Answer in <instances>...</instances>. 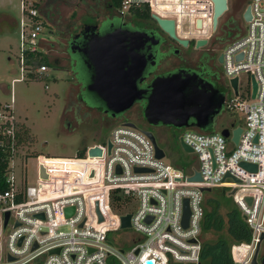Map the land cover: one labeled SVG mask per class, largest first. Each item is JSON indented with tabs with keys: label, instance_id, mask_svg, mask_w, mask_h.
Listing matches in <instances>:
<instances>
[{
	"label": "built area",
	"instance_id": "1",
	"mask_svg": "<svg viewBox=\"0 0 264 264\" xmlns=\"http://www.w3.org/2000/svg\"><path fill=\"white\" fill-rule=\"evenodd\" d=\"M145 1L154 12L158 4L165 7L156 13L173 17L178 32L185 28L195 35H207L214 28L212 0ZM130 2L124 0L122 8ZM247 5L249 20L243 18ZM19 7L14 52L19 76L12 78L11 85L30 74H45L49 67L46 63L34 65L27 57L47 50L40 0H19ZM240 15L246 25L240 24V33L219 53L230 87L222 110L240 114L242 128L237 141L233 140V130L238 126L232 121L231 127L218 131L185 129L180 140L195 154L193 167L157 157L145 130L118 123L108 138L110 151L106 142L93 143L102 147L101 156H89L86 149L83 156H35L36 178L31 183L24 168H20L19 177L15 171L19 120L11 88L10 100L0 101V146L9 153L7 187L0 190V264H148L147 260L152 264H199L205 191L201 187H223L227 193L235 188L231 196L251 233L247 242L233 245L232 259L234 264H261L253 263L252 257L264 232V0H247ZM197 18L201 19L200 27ZM242 73L247 74L244 83ZM233 77H237L236 90ZM223 129L228 133L223 134ZM41 158L57 160L44 162ZM39 162L48 173L45 179L39 177ZM243 162L255 167H246ZM196 171L200 179L190 180ZM112 193L125 199L120 208L113 209ZM185 199L189 208L186 225L182 222ZM135 202L136 208L130 211ZM70 206L73 210L67 214L65 208ZM5 211L9 217L4 226ZM127 212L131 213L130 227L139 236L125 252L114 245L108 232L120 227V216ZM12 215V228L3 236L1 231ZM115 221L117 227L111 226Z\"/></svg>",
	"mask_w": 264,
	"mask_h": 264
},
{
	"label": "rangeland",
	"instance_id": "2",
	"mask_svg": "<svg viewBox=\"0 0 264 264\" xmlns=\"http://www.w3.org/2000/svg\"><path fill=\"white\" fill-rule=\"evenodd\" d=\"M47 0H40V8ZM143 1V0H132ZM231 0H229V5ZM84 3L81 0H61L59 8L62 14L64 25L71 24V22H81L82 16L85 13ZM244 5V4H243ZM242 5V6H243ZM241 6V7H242ZM165 7L158 4L155 9L157 12L164 11ZM231 6L219 16L218 21H223L227 17V23L239 27V19L241 15L237 16L235 13H230ZM240 14V12L238 13ZM3 15L19 18L20 7L19 0H0V101L10 100V90H13V106L15 109L18 122H24L29 128V133L32 135L31 142L27 146H23L17 152L18 160L15 161L16 173L19 177L21 170L26 171V178L31 183H34L36 178L37 161L35 156H29V152L35 150L39 154L48 156H74L78 154V150L83 145H90L96 142L104 143L110 137L111 129L114 125L121 122V118L115 119L114 122L101 121V113L95 112L89 114L83 105L81 106V99L76 94L77 80L87 79L88 72L81 64V60L77 62L76 68L69 69L67 66L68 52L66 45L63 43H51L45 41L44 46L50 50L51 63H46L49 67L37 77H28L23 80L13 81L12 78L19 76V66L14 52L16 51V30L12 25L11 34L1 32L5 25ZM246 25V21H240ZM50 27H43L44 36L50 40H55L54 34L50 33ZM185 28H182L179 34H183ZM15 32V33H14ZM201 33V32H200ZM3 35L5 37L1 36ZM51 42V41H50ZM222 68V67H221ZM223 70V69H222ZM76 71V73H75ZM242 82L247 79V74H240ZM75 86V87H74ZM223 92H230L229 80L225 78V86L223 85ZM243 118L240 114H232L222 110L216 114L210 124L205 128H196L195 126H175V125H161V130L164 135L163 141H157L165 152L163 159L166 162L182 166H194L195 154L192 151H186L180 141V136L185 129H202V130H220L224 126L231 127V121L236 125L240 123ZM133 122L142 127L139 120L133 119ZM243 124V123H242ZM217 127V128H216ZM44 162H51L57 159L41 158ZM61 164V161H55ZM71 164V163H69ZM21 168V170H20ZM25 178V179H26ZM129 210L133 211L136 208V202L131 203ZM114 209V208H113ZM117 211V210H113ZM14 217L10 220L1 233L3 236L12 228ZM117 227V222L111 225ZM108 236L114 240V245L117 248L124 249L127 252L128 248L133 246L139 236L132 227H117L108 232ZM2 241L4 240L1 237ZM264 254V238L260 241L257 258Z\"/></svg>",
	"mask_w": 264,
	"mask_h": 264
},
{
	"label": "flooded vegetation",
	"instance_id": "3",
	"mask_svg": "<svg viewBox=\"0 0 264 264\" xmlns=\"http://www.w3.org/2000/svg\"><path fill=\"white\" fill-rule=\"evenodd\" d=\"M81 1L85 4L83 10L85 13L79 24L68 22L63 28L62 14L58 7L61 0H47L40 8V13L44 21L43 27H50V33L54 34L55 40H50L51 43L66 45L68 52L66 60L67 66H70L69 69L76 68L80 60L82 65L84 63L88 77L81 81L77 80L76 87H74L81 99V106L83 105L89 114L99 112L103 122H114L115 119L121 118L120 123L132 122L135 126L137 125L133 119L139 120L142 124L139 128L152 132L156 141H163L164 135L160 126L174 124L150 119L144 114V108L148 97L153 92L154 81L157 78L171 75H176L175 79L182 83L186 96L190 94L206 96L210 93L212 104L205 109L206 120H208L205 127L210 124L216 114L222 111L226 92H223L222 88L223 85L225 86V76L222 72L219 52L232 37L229 34L232 24L227 23V17L223 21H217L216 26L207 35H195L192 31L185 30L183 34L178 35L175 23V34L177 35L175 38L163 30L154 18L129 13V4L122 8L110 0ZM240 10L241 7L235 12L237 16H240L238 14ZM118 27L129 32L127 47L131 50L128 53L124 70L130 73L134 87L140 96L129 107L113 114L99 96L102 91L88 88L95 66L87 57V44L93 33L104 34ZM178 38L187 39V43L183 44ZM198 38H205V43L197 46ZM142 61H144L142 67L138 75H135L134 72ZM219 102L220 106H217ZM185 107L187 112L198 108L196 105L187 103ZM193 121L194 117L189 115L187 123L182 125L202 128ZM242 123L241 120L237 126L242 128Z\"/></svg>",
	"mask_w": 264,
	"mask_h": 264
},
{
	"label": "water",
	"instance_id": "4",
	"mask_svg": "<svg viewBox=\"0 0 264 264\" xmlns=\"http://www.w3.org/2000/svg\"><path fill=\"white\" fill-rule=\"evenodd\" d=\"M214 3L213 8V27L216 26L219 16L227 9V0H212ZM151 17L156 20L158 25L169 33L170 36L177 38L175 34V19L173 17H163L156 12H151ZM243 18L249 20L251 18L250 5H247L243 11ZM197 27L201 26V19L196 20ZM128 31L118 27L112 31H108L104 34L93 33L92 38L87 44V57L90 59L95 66L94 75L88 88L92 90L102 91L99 96L103 100L105 106L112 110L115 114L129 107L133 101L140 96L134 87L133 79H131L130 73L125 71L126 61L128 58V53L131 49H128L127 38ZM183 44L187 43V39L178 38ZM205 43V38H198L196 40V45L199 46ZM141 58V57H140ZM222 60V56H220ZM125 62V63H124ZM141 62L137 70L134 72L138 75L142 64ZM176 75H171L167 77H160L154 81V88L152 94L148 97L147 103L144 108V114L150 119L157 121L161 120L163 122H169L174 125L180 126L187 123V118L189 115L194 117V123L200 127H205L208 120H206L205 109L209 107L211 103L210 93L206 96H198L195 94L185 95L183 92V85L181 82L175 79ZM179 82V83H178ZM231 83L235 90L237 87V77L231 78ZM181 84V85H180ZM101 89V90H100ZM104 92V93H103ZM185 103L192 104L198 108L194 111L185 110ZM220 106V102L217 104ZM218 110V109H217ZM178 118V119H177ZM129 125H134L132 122H125ZM240 127H236L233 130V140L237 141ZM150 137L157 157H163L165 152L161 146L157 143L154 135L150 131H145ZM223 134H227L228 130L223 129ZM181 144L186 151H192V148L185 144L182 140ZM107 151H110L111 142L109 139L106 141ZM87 154L89 156H101L102 147L98 144H92L86 148ZM243 165L249 168H254L255 165L247 162H243ZM139 169V168H138ZM38 174L41 178H47L48 173L46 171L45 165L42 162L38 164ZM93 175V169L90 172ZM190 180H199L200 174L196 171L194 174L189 176ZM202 190H209V187H201ZM235 188L228 191L231 195ZM66 213L70 214L73 207H66ZM189 213L187 199L184 200V211L182 222L184 225L187 223V215ZM9 217V211H5L3 225L5 226ZM131 213L127 212L120 216L121 224L120 227H129ZM99 218L102 219L99 213ZM264 238V232L260 234L259 242L256 245L252 262L264 264V254L257 258L260 241ZM148 264H152L151 260H147Z\"/></svg>",
	"mask_w": 264,
	"mask_h": 264
},
{
	"label": "trees",
	"instance_id": "5",
	"mask_svg": "<svg viewBox=\"0 0 264 264\" xmlns=\"http://www.w3.org/2000/svg\"><path fill=\"white\" fill-rule=\"evenodd\" d=\"M118 7L122 6L124 0H110ZM247 0H231L230 13H235ZM131 14L140 17H151L150 3L147 1H131L128 6ZM239 27L230 26V36L240 33ZM49 46L51 45L50 39ZM51 47V46H50ZM49 51L37 50L35 53L29 54L34 65L40 63H51ZM30 56V57H29ZM34 77V74H30ZM37 77V76H36ZM206 128V127H205ZM29 128L24 122H18L17 144L19 148L27 146L32 140ZM105 142V141H104ZM87 145H83L78 150V156L85 154ZM39 153L32 150L29 156H37ZM9 161V153L0 146V190L7 187L5 181L7 167ZM125 199L117 193H112L111 204L114 209L120 208ZM204 215L201 221V251L199 264H234L232 259L233 245L247 242L250 238V227L245 217L234 202L231 195L223 187H214L204 191Z\"/></svg>",
	"mask_w": 264,
	"mask_h": 264
},
{
	"label": "crops",
	"instance_id": "6",
	"mask_svg": "<svg viewBox=\"0 0 264 264\" xmlns=\"http://www.w3.org/2000/svg\"><path fill=\"white\" fill-rule=\"evenodd\" d=\"M132 1V0H130ZM145 1V0H143ZM3 19L5 20V25L3 27V30H1L2 34L5 33L7 34V36H9L12 31V25L14 26V31L16 30L15 36H16V43H17V30H18V19L17 18H13L11 16L8 15H3ZM3 36V35H1ZM4 37V36H3ZM5 40V37L3 38ZM47 40L49 39L48 37L46 38ZM89 145V144H88Z\"/></svg>",
	"mask_w": 264,
	"mask_h": 264
}]
</instances>
